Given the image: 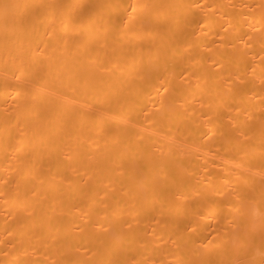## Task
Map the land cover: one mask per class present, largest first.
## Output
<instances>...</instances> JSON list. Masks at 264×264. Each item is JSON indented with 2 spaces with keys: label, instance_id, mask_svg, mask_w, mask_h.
Here are the masks:
<instances>
[{
  "label": "bare ground",
  "instance_id": "bare-ground-1",
  "mask_svg": "<svg viewBox=\"0 0 264 264\" xmlns=\"http://www.w3.org/2000/svg\"><path fill=\"white\" fill-rule=\"evenodd\" d=\"M0 264H264V0H0Z\"/></svg>",
  "mask_w": 264,
  "mask_h": 264
}]
</instances>
